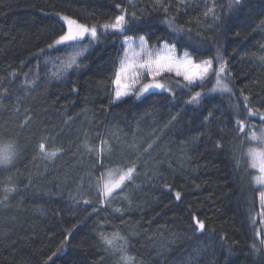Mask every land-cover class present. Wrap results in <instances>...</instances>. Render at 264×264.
Wrapping results in <instances>:
<instances>
[{
	"label": "trees",
	"instance_id": "obj_1",
	"mask_svg": "<svg viewBox=\"0 0 264 264\" xmlns=\"http://www.w3.org/2000/svg\"><path fill=\"white\" fill-rule=\"evenodd\" d=\"M120 14L122 32L102 27ZM61 17L97 38L54 44ZM140 36L213 70L115 102L121 39ZM262 58L264 0H0V147L16 152L0 166V264H264L247 142L264 127ZM129 167L105 196L104 174Z\"/></svg>",
	"mask_w": 264,
	"mask_h": 264
},
{
	"label": "snow or ice",
	"instance_id": "obj_2",
	"mask_svg": "<svg viewBox=\"0 0 264 264\" xmlns=\"http://www.w3.org/2000/svg\"><path fill=\"white\" fill-rule=\"evenodd\" d=\"M235 3L239 4L240 0H235ZM133 16H135V13H133ZM63 19L67 22L68 28L67 31L60 35L58 39L55 40L56 45L64 44L65 42H76L78 40H82L86 33H89L93 39L97 38V28L95 26H92L91 28L87 27L83 24H78L75 20L69 19L68 17H63ZM126 16L124 14L117 15L113 22L105 23L102 25V27L107 29H112L113 31L122 32L125 29L126 26ZM73 25H75V28H73ZM171 26V25H170ZM173 31H178L177 29L173 28ZM141 41V48L143 50V46L146 43L145 38L143 36L140 37ZM49 47H52V45H49ZM145 55L148 56V59L144 60L141 64H139V68H147L149 75L151 76L152 82L143 84L142 88L138 90V95L142 93H146L149 91V89H160L163 88L164 85L162 83L157 82V77L163 74L164 72H172L175 71V74L177 76H183V78L188 81L190 84L194 83L197 78L200 80H203L205 76L208 75L210 71L213 70V60H205L202 64H194L192 60L185 58L183 61H177L172 56L171 52L169 51L167 54L164 55H157L155 58H152L151 53H145ZM216 59H220L219 51L217 52ZM264 59V58H262ZM72 63H75V60L72 61ZM154 66V68H153ZM135 67V65H133ZM128 69L126 67L121 68V72H126ZM225 65L224 63H221L219 68L216 70V75L218 77L216 83L217 85L221 86V89L224 91H228L227 84H221V80L219 79L220 73L224 72ZM139 76L138 74L134 77L133 82L135 80H138ZM120 74H117V79L114 83L117 85H120ZM129 93L127 91L121 93H116V98L119 99L122 95L126 96ZM198 97H200V93L197 92L196 96L193 97V100H196ZM245 102H247L248 97H245ZM247 107V104L245 105ZM258 112V110H256ZM256 114V112H253L251 108L248 109V115L252 116ZM260 119L264 120V114H260ZM240 124V131L244 130V124L243 122H239ZM256 134H252V139H256ZM260 139L264 141V129L261 130L260 133ZM39 149L46 158L53 159L57 155V151H45V144L41 143L39 145ZM249 155L253 158V167H257V164L255 163L256 159L260 157L259 162V172L261 174H264V152L262 153H256L253 150H249ZM16 152L14 149V146L11 144L4 145L0 147V166H7L13 163V160L15 159ZM135 171L134 167L127 168L126 171H122L118 178H114L115 173L109 172L108 173V179L103 184V194L105 196H111L113 192H115L117 189L121 188V186L124 184L126 180L131 179L132 173ZM258 182L264 183V175H261L257 177ZM261 199H264V192L260 193ZM177 199L180 198V194H176ZM196 227L200 230L204 229V223L202 221L197 220L196 221ZM104 239V242L108 244L109 246L112 245V240L108 239L107 237H102ZM264 243V240L261 241ZM122 260L125 261V264H128V262L132 259L128 256H122Z\"/></svg>",
	"mask_w": 264,
	"mask_h": 264
},
{
	"label": "rangeland",
	"instance_id": "obj_3",
	"mask_svg": "<svg viewBox=\"0 0 264 264\" xmlns=\"http://www.w3.org/2000/svg\"><path fill=\"white\" fill-rule=\"evenodd\" d=\"M62 22H64L65 26H66V30L68 28L67 22L63 19V17H61ZM87 26V25H86ZM89 27V26H87ZM73 28H75V25H73ZM91 28V27H89ZM141 37V36H140ZM140 37L139 38H132V37H127V38H122V47L120 49V56H119V69L117 71V74H120V85H117L116 83H114L117 79V76L113 82L114 84V101H119L121 100V98L127 97V96H131L132 94H135V96L137 98L143 97L144 94L146 93H142V94H137L138 90L142 88L143 84L145 83H150L152 82L151 80V76L149 75L148 69L147 68H139V64H141L144 60L148 59V56L145 55V53H151L152 54V58H155L157 55H164L167 54L169 51L171 52L172 56L174 57L175 60L177 61H183L185 58L192 60L191 58H189L188 56H186L185 54H183L181 57H177L175 50L173 49V47L164 44L159 48H150L147 45V42L144 44L143 46V50L141 48V41H140ZM93 39L91 37V35L89 33H86L83 39ZM58 39V38H57ZM146 41V40H145ZM55 44V43H54ZM205 60H209V59H205ZM204 60V61H205ZM193 61V60H192ZM194 64H202L203 61L200 62H196L193 61ZM133 65H135V67H133ZM126 67L128 70L126 72H121V68ZM154 68V66H153ZM212 71H210L208 74H210ZM172 74L173 76H177L175 74V71L172 72H164L163 74ZM138 74L139 78L138 80H135V82H133L134 77ZM163 74H161L160 76H158L156 79H158L159 77H161ZM179 78L182 79V81H184V83H186L189 86H195L196 84L202 82L203 80H200L199 78H197L195 80L194 83L190 84L188 81H186L183 76H177ZM206 78V76L204 77V79ZM153 89H149V91H152ZM159 90V89H158ZM125 92L127 91L129 94L124 96L122 95L119 99L116 98V93L117 92ZM148 91V92H149ZM249 130L251 131L248 134V150H253L256 153H262L264 152V141H262L260 139V133L261 130L264 129V127L261 129L258 128L256 129L252 124L247 125ZM255 133L256 134V139H252V134ZM249 160L250 162L254 163L253 158L251 156H249ZM259 162H260V157H258L255 161V163L257 164V167H253L254 170H256L257 175H256V179L255 182L256 184L260 185V187L264 188V183L258 182L257 177L264 175L261 174L259 172ZM125 171V170H124ZM109 172H113L115 173L114 178H118L119 175L121 174L122 170H111ZM108 179V173H105L102 179V187L104 182ZM264 192V191H262ZM260 206H261V217L262 220H264V199H261L260 196Z\"/></svg>",
	"mask_w": 264,
	"mask_h": 264
},
{
	"label": "crops",
	"instance_id": "obj_4",
	"mask_svg": "<svg viewBox=\"0 0 264 264\" xmlns=\"http://www.w3.org/2000/svg\"><path fill=\"white\" fill-rule=\"evenodd\" d=\"M262 224H263V227H264V220H262ZM263 248H264V243H263Z\"/></svg>",
	"mask_w": 264,
	"mask_h": 264
}]
</instances>
